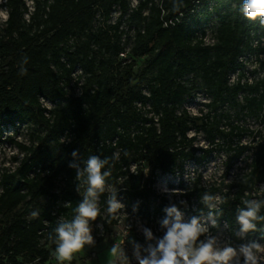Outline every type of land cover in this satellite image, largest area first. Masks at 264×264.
<instances>
[{"label": "trees", "instance_id": "obj_1", "mask_svg": "<svg viewBox=\"0 0 264 264\" xmlns=\"http://www.w3.org/2000/svg\"><path fill=\"white\" fill-rule=\"evenodd\" d=\"M240 3L34 0L31 11L26 0H6L8 18L0 23V142L14 144L23 158L15 159V170L0 171V216L7 218L0 231V264L50 260L54 229L62 219L74 217L86 187L68 165L83 169L92 155L109 159L105 189L122 182L126 201L142 200L148 219L161 222L164 209L173 204L183 214L185 204L196 199L195 217H212L216 232L227 226L235 248L244 244L237 238V209L253 195L264 201L258 190L264 184V135L257 146L243 144L248 128L235 124L224 109L230 105L238 119L264 123V78L242 83L245 65L240 62L243 56H256L264 71V26L244 17ZM174 4L179 11L172 10ZM116 10L119 17L113 23ZM209 29L215 34L210 43ZM129 43V57L122 58ZM144 57L136 80L137 60ZM237 71L239 80L232 84ZM199 88L211 101L208 112L196 117L184 106ZM24 127L30 129L29 145L5 136ZM194 129L205 132L207 148L196 145L197 136L190 137ZM73 150L79 153L75 158ZM250 151L249 171L225 184ZM215 153L227 156L219 186L204 187L200 175L192 187L181 180L179 198L158 194L160 175L183 176L187 163L205 165ZM133 163H138L134 171ZM206 192L222 196L221 203L207 207L202 202ZM108 198L104 191L100 204L107 207ZM152 199L158 200L153 207ZM258 215L264 216V204ZM256 224L246 235L264 241V220ZM243 259L234 257L231 264H243Z\"/></svg>", "mask_w": 264, "mask_h": 264}, {"label": "rangeland", "instance_id": "obj_2", "mask_svg": "<svg viewBox=\"0 0 264 264\" xmlns=\"http://www.w3.org/2000/svg\"><path fill=\"white\" fill-rule=\"evenodd\" d=\"M27 4L31 11L34 8V0H26ZM133 5H136L138 0H131ZM6 0H0V23H4L8 18V13L6 7H4ZM119 17V10H116L113 13L112 21H117ZM124 28H128V23H125ZM133 34V32H131ZM214 30H208L207 33V42H213L214 40ZM131 45L126 48V55L129 57ZM145 67V57L139 58L137 60V65L134 69L135 79L138 80L139 75L141 74L142 69ZM254 64H250L245 69L246 72L250 73L249 78L242 79L241 82H246V79L249 83H254L258 80L264 78V71L253 73ZM81 71L77 69L76 74H79ZM193 76H190L188 80H191ZM239 80L238 73L231 75V83L235 84ZM78 88L76 92H78ZM145 92L148 93L147 89ZM195 98L190 100L187 104H185L184 108L191 114L192 116L200 117L208 112V104L211 99L207 95V93L199 88L195 92ZM243 94H241V99L243 98ZM48 106H52V104H47ZM226 111H229L233 116V121L235 124H239L248 128V133L245 134L242 142L243 144L257 146L256 144L261 141V136L264 135V123L258 121L256 118L247 117V118H237V109L230 105H225ZM198 125H201V121L197 122ZM18 134H13V131H6L5 136H13L14 139L18 142L29 145V133L30 129L24 127L18 131ZM197 136L196 145L199 147L207 148L208 140L206 138V134L204 131H197L196 129L190 132V137ZM16 158H23V154L20 153L19 149L11 144L9 141L0 142V171L4 172L5 169L15 170V168L19 165L18 162L15 161ZM226 160L227 156L225 153H215L209 163L205 165H198L194 162H189L186 165L185 173L183 176L180 175H171V174H162L159 176L155 188L159 195L167 194L163 191V188L166 186L169 189H178L180 194L184 192L181 189V180L185 181L187 186L192 187L197 178L202 176V184L204 187L211 186H219L224 180L225 170H226ZM253 160V152H247L246 157L242 162H239L235 168L229 173L227 177V181L225 184H230L234 182L237 178L242 177L246 174L250 169V164ZM138 167V163L132 164V170H136ZM142 168L148 172V168L145 164L142 165ZM259 193L264 192V184H261L259 187ZM113 191L116 193V198L122 204L125 205L123 209L120 210L114 216H110L107 212V207L100 204L98 201V206L100 208V215L98 218L91 222L92 227V235L94 237V243L92 245H86L85 248L75 253L72 260L70 262H59L57 261L54 251L51 253V258L46 264H139L138 259L136 257V248L135 245H140L139 254L140 257L143 258L148 255L146 249L149 244L155 246L156 238H160L163 236L162 227L160 224V220L154 221L152 218L148 219L142 213L143 201L140 199H136L129 204L125 195L123 194V184L122 182L115 186H108L105 189V192L110 195ZM226 191V190H224ZM179 195H177V198ZM256 195H253V200H257ZM220 198V202L222 201V196L218 195ZM156 199L151 200L152 207L157 204ZM42 203L45 200H41ZM197 208V200L193 199L190 204H185L183 208V218L185 221L189 220L191 217L195 216V211ZM113 218V219H111ZM7 218L5 216H0V231L5 226ZM213 219L204 218L201 220V223L208 228V232L200 237L201 240L207 239L209 236L215 237L217 240V244L219 247L232 246L235 248V244H232V233L227 226L222 227L219 231L216 232V223L213 226ZM216 222V220H215ZM142 227L149 228L153 232L154 239L149 241L143 235ZM237 238L240 241H243L244 244H250L252 242H257L261 245H264V241H260L258 239L248 238L246 233H238ZM114 244H118L120 248L123 250V256L120 255H112L110 253V249ZM261 259L259 264H264V254H260ZM243 257L242 255H238Z\"/></svg>", "mask_w": 264, "mask_h": 264}, {"label": "clouds", "instance_id": "obj_3", "mask_svg": "<svg viewBox=\"0 0 264 264\" xmlns=\"http://www.w3.org/2000/svg\"><path fill=\"white\" fill-rule=\"evenodd\" d=\"M172 10L179 11V6L174 4ZM240 12L249 20L258 19L260 25L264 26V0H241ZM162 15H167V13L164 12ZM24 63H27V58ZM78 154L77 150L71 153L74 158ZM116 158L118 154L113 155V159ZM68 166L76 169L77 179L84 178L83 183L86 187L82 200L74 210L76 213L74 217L70 220L62 219L54 229V254L59 262H70L75 253L82 251L86 245L94 243L91 222H94L100 215L99 197L105 191L106 179L111 175L110 170H104L109 166V159H101L97 155L89 156L83 169L75 163H70ZM163 191L169 197L180 194L178 189H169L166 186ZM202 202L207 207L214 208L216 203L220 202V198L206 192L202 196ZM243 203L245 207L237 209L240 231L241 233L255 231L256 221L264 220V216L258 215L264 201L245 200ZM124 207L125 205L117 200L116 193L113 191L107 200L109 215L114 216ZM164 211L166 216L160 224L166 231L162 237L156 238L155 246L149 244L146 249L148 255L141 258L140 245H135V254L139 264H231L233 258L238 255L243 256V264H259L260 254H264V245L257 242L243 244L237 249L232 246L219 247L215 237L209 236L201 240L200 237L208 232V228L201 223L198 217L193 216L185 221L183 214L175 204L166 207ZM215 223L213 220V226ZM142 230L147 240L154 239L153 232L149 228L142 227ZM110 253L123 256V250L118 244L111 247Z\"/></svg>", "mask_w": 264, "mask_h": 264}, {"label": "built area", "instance_id": "obj_4", "mask_svg": "<svg viewBox=\"0 0 264 264\" xmlns=\"http://www.w3.org/2000/svg\"><path fill=\"white\" fill-rule=\"evenodd\" d=\"M198 3H199V1H198ZM192 12H194V11H192ZM170 23L172 24L173 22L171 21ZM121 57L122 58H125L126 57V53L125 52L124 53H121ZM240 62H242L245 65V68L242 70V72L245 74V77L243 79H245L247 77L249 78V76H250V73L245 71V69L247 68V66H249L250 64H254V67L255 68L252 70L253 73L255 72V70H257L256 73L261 71V69L259 67V64L260 63H259V61H258V59H257L256 56H251L250 54L249 55H246V56H243V57L240 58ZM240 72L241 71H237L236 72V73H238V76H239ZM233 74H235V73H233ZM246 81H248V80L246 79ZM46 104H48V103H46Z\"/></svg>", "mask_w": 264, "mask_h": 264}]
</instances>
